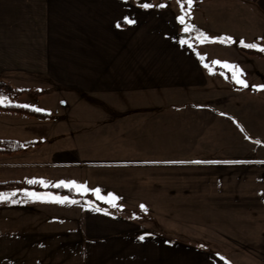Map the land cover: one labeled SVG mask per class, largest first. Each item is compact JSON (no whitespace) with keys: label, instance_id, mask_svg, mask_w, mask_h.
Returning <instances> with one entry per match:
<instances>
[{"label":"crops","instance_id":"crops-1","mask_svg":"<svg viewBox=\"0 0 264 264\" xmlns=\"http://www.w3.org/2000/svg\"><path fill=\"white\" fill-rule=\"evenodd\" d=\"M134 1L0 0V80L22 91L0 105L46 115L0 111V140L25 145L0 154V182L88 189L0 200V264H231L173 234H140L129 213L264 257V52L231 64L244 86L205 70L211 42L199 58L196 43L181 44L178 19L203 13L193 27L203 34L264 47V0H195L203 8L189 13L176 0ZM223 2L238 35L224 25Z\"/></svg>","mask_w":264,"mask_h":264},{"label":"rangeland","instance_id":"rangeland-1","mask_svg":"<svg viewBox=\"0 0 264 264\" xmlns=\"http://www.w3.org/2000/svg\"><path fill=\"white\" fill-rule=\"evenodd\" d=\"M235 0H229L228 4H233ZM134 2H137L138 5H144V4H148L151 5V7H159V5H164L166 6L167 2L165 3L163 0H135ZM145 2V3H143ZM177 2V0H176ZM227 2V1H226ZM178 3V2H177ZM184 5V7H183ZM198 8L200 10H202L203 7H199L197 5V1L192 0V4L189 7L186 3V0L181 1L180 3H178V6H176V9H181L183 8V11L185 13H189L193 8ZM236 10L240 11V8L243 7H239V6H235ZM229 9H227V4H225V2H223V6L220 9V11H224L227 12V15H224V18L227 22L224 24L225 26H227V29L230 30V33L234 34V35H238V33L242 32L241 31V22L240 20L234 16L231 15L229 11H227ZM178 11V10H177ZM196 11H198L196 9ZM179 13V12H178ZM201 13V12H200ZM248 15H246L245 17H241V21L242 18H247ZM204 15L202 13V15L200 16H193V14H189L187 17H185V23L186 25H188L189 27H194V25L197 24H201L203 25V20H204ZM248 19H250V17H248ZM200 22V23H199ZM181 25V38L183 41H186L188 43H196V48H197V53L199 58L201 56H203V47L204 45L203 42L204 41H197L193 36H190V34L188 32L184 31V25ZM240 32H239V31ZM204 32V31H203ZM238 32V33H237ZM204 34L206 35V37H208L207 41L211 42V57L212 59H214V61H220L221 57H226L227 56V64L231 65V64H235V58L238 59H242L244 60V66H250L251 64H247L246 60V56H251V54L254 53V48H246L243 47L241 44L234 46L233 42H230L231 40H234L233 37H230L231 40H222V38H226V37H222V36H216V33H209V32H204ZM216 41H222L225 43V47H226V53L225 51L221 52L219 45L216 44ZM257 45V43H255ZM258 47H260V45H257ZM204 57V56H203ZM202 59V57H201ZM200 59V61H202ZM204 59L201 62L202 65L204 64ZM243 62V61H242ZM207 65V66H206ZM223 65V64H222ZM221 64H214V63H208V64H204V68L205 70L211 69L212 72L215 73H221L224 70L228 73L233 75L232 71L229 70V68L223 67ZM241 65V63H240ZM254 65L256 66V64L254 63ZM260 70H264V64H258ZM210 67V68H209ZM239 70L241 69V67H238ZM224 71V72H225ZM241 72V71H240ZM27 99V98H26ZM18 103H25L27 104L26 100H19ZM14 104V103H12ZM127 212V211H126ZM129 213V212H128ZM132 217H133V221L135 223H137L139 225L138 228V233L140 234H144V233H168V234H173L175 236H178L179 238H181V240L184 241H188V242H192L197 244L198 246H203L207 249H212L215 250L218 253H221L222 256L229 261L231 264H264V257H259V256H249V255H243L240 254V251L237 249H233L230 248L227 243H225L223 240L215 237L214 235H212L211 233L205 232L203 230H192V229H188L186 227H182L180 226L179 229L178 228H173V226L169 225L168 223H165L163 221H159L151 216L145 215V214H140V213H129ZM178 229V230H177ZM3 230V229H1ZM193 233V234H191Z\"/></svg>","mask_w":264,"mask_h":264},{"label":"trees","instance_id":"trees-1","mask_svg":"<svg viewBox=\"0 0 264 264\" xmlns=\"http://www.w3.org/2000/svg\"><path fill=\"white\" fill-rule=\"evenodd\" d=\"M183 1V0H181ZM184 7V5H183ZM192 30L188 32L190 36H193L195 39L201 40L198 38V33H202L199 29L190 27ZM203 41V40H202ZM22 91H17L13 89L9 84L3 82L0 80V97L1 98H12L15 95L21 94ZM0 111H10V112H19V113H25L28 115H35L39 117H45V114L37 113L29 108L20 107V106H1L0 105ZM24 144L11 141V140H0V154L4 155H10L14 153L21 152L24 148ZM16 190H28V191H48L55 194H58L60 196H65L68 198L76 199L81 197L77 192H75L72 188H66V187H47L42 188L36 184H29V183H20L16 181H6V182H0V194H3L5 196H8L12 194ZM86 198L93 203L95 206L100 208H106L107 205L102 202L101 200L91 196L87 195Z\"/></svg>","mask_w":264,"mask_h":264},{"label":"snow or ice","instance_id":"snow-or-ice-1","mask_svg":"<svg viewBox=\"0 0 264 264\" xmlns=\"http://www.w3.org/2000/svg\"><path fill=\"white\" fill-rule=\"evenodd\" d=\"M177 2L180 3L181 0H177ZM186 3L190 7L191 4H192V0H186ZM142 7L148 8V7H151V5L144 4V5H142ZM159 7H164V5H159ZM182 10H183V8H182ZM178 19H179V22L182 25H184V31L185 32H190L192 30L188 25H186L185 16L184 15H181L180 17H178ZM129 23H131V21H129ZM198 38L201 39V40H205V41L208 39V37H206L203 33H198ZM222 40H231V38L230 37H226V38H222ZM184 43H187V42L186 41H181V44H184ZM240 43H241V45L243 47L255 48V49H257V50H259L261 52H264V47H258L256 44H244L243 41H241ZM188 46L191 47V44H189ZM213 63L214 64H220L219 61H213ZM222 66L226 67V68H229V70L232 71L233 77L237 79V83H240V84H242L244 86H247L243 80H240L238 78L240 75H242V73L240 72L239 68L236 65L223 64ZM0 103H3V100H0ZM24 107H28V105H24ZM34 110L35 111H42V109H38V108L34 109ZM40 183L43 184L44 181H40ZM61 185L66 186V187H70V188H76L78 191H82V192L88 191V189L86 187H84L83 185H77V184H75V182H71L69 184H64V182L62 181ZM27 195L30 196V197H33L35 199H41V200L45 199L43 197H38L36 195V193H27ZM96 195H97L98 198L103 199V197H100V195H99V190H96ZM6 199H8L7 196H5L3 194H0V200H6ZM48 199L52 200L54 202H57V203H64L67 198L61 199L59 197H49ZM114 200H115V197H110L106 202L113 203ZM141 208L143 209V205H141ZM140 239L143 240V237H140Z\"/></svg>","mask_w":264,"mask_h":264}]
</instances>
